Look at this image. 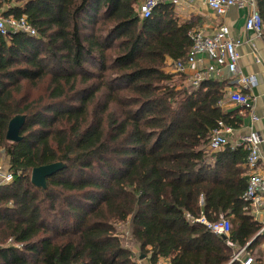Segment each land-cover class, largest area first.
Here are the masks:
<instances>
[{
  "label": "trees",
  "instance_id": "obj_1",
  "mask_svg": "<svg viewBox=\"0 0 264 264\" xmlns=\"http://www.w3.org/2000/svg\"><path fill=\"white\" fill-rule=\"evenodd\" d=\"M138 3L0 0L3 16L35 30L0 36V148L12 176L0 186V264H228L258 232L242 199L246 152L207 149L219 123H240L219 107L224 84L177 85L164 69L186 59L193 25L167 4L141 19ZM15 116L25 120L11 143ZM57 162L45 189L30 182ZM201 216L231 218L228 238L193 222Z\"/></svg>",
  "mask_w": 264,
  "mask_h": 264
},
{
  "label": "built area",
  "instance_id": "obj_2",
  "mask_svg": "<svg viewBox=\"0 0 264 264\" xmlns=\"http://www.w3.org/2000/svg\"><path fill=\"white\" fill-rule=\"evenodd\" d=\"M198 0H139L136 7L141 19H147L152 15L153 10L162 4L171 5L173 8L188 7ZM217 17H223L230 8L243 9L247 7L249 14L245 18V30L252 32L255 36L264 39V27L257 9V0H201ZM12 33H25L35 35V30L27 23L24 17L14 18L13 16H3L0 13V36L7 37ZM191 47L183 61H172L167 65L169 72L180 74L187 67L195 65L199 55H206L210 63L203 71L196 72L191 78V85L198 87L203 81L210 80L219 75L222 70L233 76L239 86L236 91L229 93L228 101L243 113L248 110L251 123L259 121V117L254 113V106L251 104L250 91L257 84L255 75H242L238 69L240 55L238 46L240 43L230 35V30L226 25L218 26L212 33L206 34L203 30L192 31L190 34ZM254 61L260 64L262 60L259 56L254 57ZM232 129L219 123L217 129L211 133L207 149L210 152H219L225 147L241 148L246 152L244 166L247 172V185L243 193L245 203L244 210L249 211L254 221L259 223L258 235H264V219L260 215L264 214V175L258 172L261 163L260 145L264 142L263 134L250 132L248 135L240 137L231 146L229 135ZM12 182L10 173L0 175V186ZM194 223L203 225L211 234L217 237H228L230 232V222L227 218H221L216 222H209L203 216L192 219ZM228 245H231L228 243ZM264 246V244H263ZM255 264L252 256L242 248L238 250L230 260V264ZM138 264H142L139 263ZM161 264V263H156Z\"/></svg>",
  "mask_w": 264,
  "mask_h": 264
},
{
  "label": "crops",
  "instance_id": "obj_3",
  "mask_svg": "<svg viewBox=\"0 0 264 264\" xmlns=\"http://www.w3.org/2000/svg\"><path fill=\"white\" fill-rule=\"evenodd\" d=\"M173 10L181 23H192V31L203 30L206 34H210L218 26L223 24L229 28L231 37L240 43L237 49L240 55L238 69L242 75H255L257 79L256 86L246 93L249 95L251 104L255 108L254 113L260 118L259 121L256 123H251L248 110H244L243 113H240V110L235 107L233 103L228 101L227 97L229 93L236 91L239 87L231 74L225 70H222L219 72L218 76L210 80L222 82L224 84L223 97L218 102L222 111L236 112L235 114L240 117V123L238 124L237 128L225 125L232 129V133L229 135L231 146H233L232 144H234L240 137L248 135L250 132H258L262 135L264 131V39L255 36L252 32L245 30V18L249 14V9L247 7L243 9L230 8L225 16L217 17L211 10L207 8L204 2L198 0L188 7H178L173 8ZM256 56H259L262 60L260 64L255 63L254 57ZM170 62H172V60H167L166 68ZM209 63L210 61L206 55H199L197 63L191 67H187L183 73L176 74L178 76L172 72H169V70L166 68L164 71L166 73L174 74V77H181V82L184 85H191L192 76L196 72L205 70ZM228 148L232 151L239 149L232 147ZM260 153L261 163L258 172L264 175V142L260 145ZM241 167L244 169V173L247 176L244 160L242 161ZM245 212L251 217L249 211ZM259 217L260 219H264V214H261ZM230 219L231 218L228 220ZM257 233L243 247L232 246V244L229 245L232 246L233 249L231 257L238 250L244 248L246 253L252 255L255 260V264H264V235L257 236ZM256 238L257 241L253 242ZM249 246H251V249L247 250V247ZM131 250L133 253H137V249L135 247L131 248ZM230 260L228 264H230ZM141 261L142 264H147V259ZM162 262L159 263L162 264ZM233 264L238 263L234 262Z\"/></svg>",
  "mask_w": 264,
  "mask_h": 264
},
{
  "label": "water",
  "instance_id": "obj_4",
  "mask_svg": "<svg viewBox=\"0 0 264 264\" xmlns=\"http://www.w3.org/2000/svg\"><path fill=\"white\" fill-rule=\"evenodd\" d=\"M24 116L13 117L7 126L6 140L15 143L21 140L19 130L24 123ZM65 165L61 162L52 163L32 169L30 182L39 189L46 188V179L61 171Z\"/></svg>",
  "mask_w": 264,
  "mask_h": 264
},
{
  "label": "rangeland",
  "instance_id": "obj_5",
  "mask_svg": "<svg viewBox=\"0 0 264 264\" xmlns=\"http://www.w3.org/2000/svg\"><path fill=\"white\" fill-rule=\"evenodd\" d=\"M174 80L176 81L177 85L182 83L181 79L179 77H175ZM45 86H46L45 84L40 83L38 86L33 87L30 90V92L33 93L32 95H37V93L41 94L43 92ZM24 88H27V86H25ZM8 161H9V159L5 156L4 149L0 148V175H5L6 173H8V167H9ZM125 230H126V228L122 225H120L118 228V231L120 232V234ZM128 245L130 246V244H128ZM130 247L133 248V246H130Z\"/></svg>",
  "mask_w": 264,
  "mask_h": 264
}]
</instances>
